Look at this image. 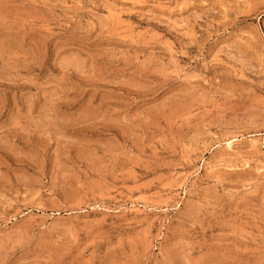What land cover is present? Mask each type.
<instances>
[{"label":"rangeland","instance_id":"1","mask_svg":"<svg viewBox=\"0 0 264 264\" xmlns=\"http://www.w3.org/2000/svg\"><path fill=\"white\" fill-rule=\"evenodd\" d=\"M0 264H264V0H0Z\"/></svg>","mask_w":264,"mask_h":264}]
</instances>
